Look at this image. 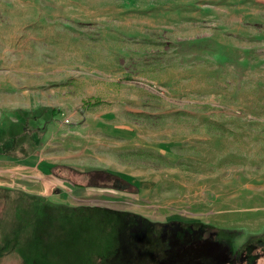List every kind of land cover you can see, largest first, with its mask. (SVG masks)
I'll return each instance as SVG.
<instances>
[{
  "label": "rangeland",
  "instance_id": "rangeland-1",
  "mask_svg": "<svg viewBox=\"0 0 264 264\" xmlns=\"http://www.w3.org/2000/svg\"><path fill=\"white\" fill-rule=\"evenodd\" d=\"M3 125L2 143L27 130L0 160L67 164L71 188L121 169L137 188L53 203L1 187L0 264H116L115 220L64 215L90 208L125 213L127 239L143 228L126 213L182 222L228 244L197 261L264 264V0H0Z\"/></svg>",
  "mask_w": 264,
  "mask_h": 264
},
{
  "label": "flooded vegetation",
  "instance_id": "flooded-vegetation-1",
  "mask_svg": "<svg viewBox=\"0 0 264 264\" xmlns=\"http://www.w3.org/2000/svg\"><path fill=\"white\" fill-rule=\"evenodd\" d=\"M130 224H134V227L137 225L136 227L140 229L143 228L142 231L136 228L135 231H132V234L128 235L127 239L131 243L130 246L136 247L135 253H132L131 251H134V249L131 250L129 247V251L132 253L131 258L135 259V264H171L179 254L175 251L177 248L186 249L188 255L192 258L186 264H216L217 259L211 258L212 256L201 257L197 261L195 256L197 250L195 249L204 246L211 251L213 249L219 252L222 249L225 252L228 245L224 241L218 240L213 231H208L207 228L201 226H185L182 222H169L163 225L153 223V221L149 223L142 217L126 213V228H129ZM191 248L194 250L189 251ZM242 249L239 251L242 252ZM173 251L174 254L172 255ZM230 253H228V260L225 261L226 264H236L241 260L240 255ZM169 260L172 261L167 262Z\"/></svg>",
  "mask_w": 264,
  "mask_h": 264
},
{
  "label": "crops",
  "instance_id": "crops-1",
  "mask_svg": "<svg viewBox=\"0 0 264 264\" xmlns=\"http://www.w3.org/2000/svg\"><path fill=\"white\" fill-rule=\"evenodd\" d=\"M13 160L15 159L13 158ZM15 163V161L0 160V187L7 186L6 188L33 192V194L46 198L55 196L56 199L61 196L60 200H52L53 203L66 202L67 198L70 201L77 200L80 196L91 193L92 188H97L82 183L73 184V188H71L67 184L69 183L67 178L60 172L61 166L69 167V165L50 161L44 156L32 153L29 158H26V161L19 162L20 164L16 163L17 165H14ZM55 166L57 167L54 169ZM94 168V171L107 169L100 166ZM17 170L20 172L17 173ZM109 170L112 172L121 171V169L114 168H109ZM35 182L39 184H35Z\"/></svg>",
  "mask_w": 264,
  "mask_h": 264
},
{
  "label": "trees",
  "instance_id": "trees-1",
  "mask_svg": "<svg viewBox=\"0 0 264 264\" xmlns=\"http://www.w3.org/2000/svg\"><path fill=\"white\" fill-rule=\"evenodd\" d=\"M55 115V112L54 110H52V117H54ZM7 128L8 126L6 125H3V127L0 126V131H3L5 130L4 128ZM42 129V128H41ZM41 129H39L41 131ZM27 130V126L25 125V128L23 130V132L21 134H14V133H11L10 136H5V140H13L14 138L17 140L19 137H21L22 135L25 134V131ZM3 133L0 134V141L2 140L1 136ZM4 137V136H3ZM7 141L3 142L1 141L0 143V149L2 148L3 151H2V154L1 155H5L6 156V153L4 152L5 149H6V143ZM14 149V148H12ZM1 153V152H0ZM7 157L10 158V156L7 155ZM13 159V157H12ZM57 166L53 167L54 169L56 168ZM84 175V179L86 180L87 184L85 185H90V186H109V187H113V188H116V189H126V190H133V188H137L136 184L133 183V182H129L127 181L125 178H123L122 175H120L119 173L116 174V173H113L109 170H106V169H103L101 171H88L86 173L83 174ZM104 181H106L107 183H105ZM132 187V188H131ZM2 188L0 187V190ZM64 215L66 216H69V217H74L80 221H83L85 220V218L89 217V216H98L100 218H104L106 217V219L108 221H112V220H115L118 228L120 229V234L119 236H117V244H119L120 246L117 248L116 251H113L111 252V255L112 257L113 256H116V260H115V263L116 264H125L124 260H127V257H128V250H125L124 248V245L127 241V237L125 236V231L122 230L124 229V223H125V213H117V212H113V211H110V210H107V209H98V208H90L89 210H78V211H66L64 213ZM82 216V217H81ZM44 221V220H43ZM122 230V231H121ZM257 240V239H256ZM261 243H264V242H261ZM260 243V244H261ZM254 246H260L259 243L258 244H254V245H247L245 247H248V248H254ZM247 248V249H248ZM247 261H250L252 260L251 259V255L249 256V259H246ZM238 263V262H237ZM236 263V264H237ZM240 263V262H239ZM245 263V259L243 261V264Z\"/></svg>",
  "mask_w": 264,
  "mask_h": 264
},
{
  "label": "bare ground",
  "instance_id": "bare-ground-1",
  "mask_svg": "<svg viewBox=\"0 0 264 264\" xmlns=\"http://www.w3.org/2000/svg\"><path fill=\"white\" fill-rule=\"evenodd\" d=\"M17 174V173H16Z\"/></svg>",
  "mask_w": 264,
  "mask_h": 264
}]
</instances>
